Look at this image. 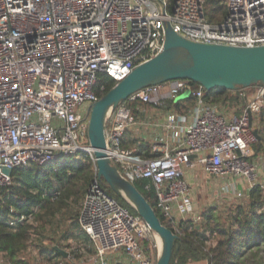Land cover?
<instances>
[{
    "label": "built area",
    "instance_id": "2783aa9c",
    "mask_svg": "<svg viewBox=\"0 0 264 264\" xmlns=\"http://www.w3.org/2000/svg\"><path fill=\"white\" fill-rule=\"evenodd\" d=\"M219 1L226 16L215 25L205 18L204 0H0V187L10 179L3 169L87 154L93 180L78 225L93 249L88 264H156L151 246L158 249L155 233L111 198L97 176L87 129L89 108L104 90H96L99 76L117 84L156 57L167 27L199 44L263 46L264 0ZM187 91L194 105L184 115H166L164 140L151 144L157 156L143 158L122 148L124 134L137 125L131 104L176 102ZM204 96L203 88L192 90L184 80L156 85L110 109L104 120L110 164L132 184L149 181L155 208L171 227L201 220L187 181L197 167L211 178L244 180L249 190L258 186L264 194V157L254 158L251 148L264 86L239 92L244 106L238 115L237 108L216 109Z\"/></svg>",
    "mask_w": 264,
    "mask_h": 264
},
{
    "label": "trees",
    "instance_id": "16d2710c",
    "mask_svg": "<svg viewBox=\"0 0 264 264\" xmlns=\"http://www.w3.org/2000/svg\"><path fill=\"white\" fill-rule=\"evenodd\" d=\"M204 14L210 24H219L226 16V10L219 0H204ZM189 82L192 90L200 86ZM115 86V81L106 75H100L97 91L104 88L100 98ZM258 86V85H255ZM236 88L227 91L216 88L205 92L204 100L211 105H224L237 108L240 114L244 101L239 92L249 91ZM194 105V98L176 102L163 100L159 105L136 102L130 105L135 119L141 111L158 109L174 111L184 115ZM254 130L258 137L251 148L254 158L264 157V108L253 117ZM122 148L134 149L135 154L143 158H153L151 145L134 138L129 130L124 134ZM64 156L42 166L27 165L12 170L9 183L0 187V254L14 262L19 254L26 250L31 238L40 239L48 227L56 221L70 222V227L63 235L65 241L74 239L83 244L84 249L93 253L90 240L80 232L78 216L86 191L93 180L94 163L85 153ZM107 194L119 205L137 215L125 199L115 195L101 179ZM133 186L154 210L163 226L168 227L177 237L170 264H187L206 261L207 264H248L250 256H264V195L258 186L244 191L246 204L235 205L225 217L216 207H209L201 212L200 222L180 221L171 227L155 208V194L148 180L133 182ZM12 222V225L10 223ZM79 231V234H77ZM75 232V233H74ZM56 247H60L58 242ZM263 248V249H260ZM49 258L63 256L54 248L40 249ZM155 256V249L153 250ZM156 258V256H155ZM255 258V257H254Z\"/></svg>",
    "mask_w": 264,
    "mask_h": 264
},
{
    "label": "water",
    "instance_id": "95a60500",
    "mask_svg": "<svg viewBox=\"0 0 264 264\" xmlns=\"http://www.w3.org/2000/svg\"><path fill=\"white\" fill-rule=\"evenodd\" d=\"M180 80L193 82L206 92L216 88L233 91L236 88L264 86V45L246 48L199 44L181 38L167 27L161 53L136 67L89 108L87 135L94 152L97 176L115 195L125 199L159 237L161 249L156 264H170L178 237L160 223L154 210L133 184L121 178L110 164L104 153V120L110 109L131 95L148 87ZM190 95L187 91L179 99ZM253 134L258 137L256 131ZM2 172L8 178L12 174L11 169H3ZM54 249L66 257L62 250Z\"/></svg>",
    "mask_w": 264,
    "mask_h": 264
},
{
    "label": "rangeland",
    "instance_id": "374dc122",
    "mask_svg": "<svg viewBox=\"0 0 264 264\" xmlns=\"http://www.w3.org/2000/svg\"><path fill=\"white\" fill-rule=\"evenodd\" d=\"M256 87L257 86H255V88ZM253 92L254 88H251L244 93L250 94ZM187 179H189V181H187L190 185L189 195L193 202L195 213L199 216L203 210L209 207H216L221 216L225 217L235 205H245L247 202V200H245L244 191L249 187V183L244 180L232 182L229 180L211 178L208 177L200 167H197L195 171H188ZM259 180L260 178L257 176V181ZM238 192L242 195L240 199L236 198ZM69 227L70 222H65L64 220L56 221L53 226L48 227L47 231L44 232L43 235L45 236L37 240L36 238L33 239L32 236L26 250L19 254L14 262H11L0 254V264H88V260L92 257L93 253L84 249L83 244H79L80 242L78 243V241L74 239L65 241L62 238L63 235H67L65 232L68 231L67 229ZM77 234H79V231H77ZM55 242L60 244V247L58 246L57 248L62 250L66 254V257L49 258L46 254L41 253L40 249L42 247L47 251L51 248H55ZM153 247L154 246H151V249L154 250ZM155 251L159 255L158 249H155ZM155 256L153 255L154 258ZM246 263L264 264V256L258 255L257 258L256 256H250Z\"/></svg>",
    "mask_w": 264,
    "mask_h": 264
},
{
    "label": "crops",
    "instance_id": "0c3cea01",
    "mask_svg": "<svg viewBox=\"0 0 264 264\" xmlns=\"http://www.w3.org/2000/svg\"><path fill=\"white\" fill-rule=\"evenodd\" d=\"M166 93H167V88H164L161 94L165 95ZM178 100L180 99L178 98L177 101ZM214 106L216 107V109L220 110L222 105L218 104ZM172 112L174 111H160L158 109H151L149 111H141V116L137 118V125L131 128L130 131L132 132L134 138L143 140L150 145L153 143H157L159 141H163L164 140L163 136L165 133L163 129L161 128V126L165 122L166 115ZM187 180L189 181V179ZM245 191L248 192L249 187H247ZM174 216L176 219H178L180 216L177 208L174 209ZM187 264H207V262L200 261V262H193V263H187Z\"/></svg>",
    "mask_w": 264,
    "mask_h": 264
},
{
    "label": "bare ground",
    "instance_id": "6f19581e",
    "mask_svg": "<svg viewBox=\"0 0 264 264\" xmlns=\"http://www.w3.org/2000/svg\"><path fill=\"white\" fill-rule=\"evenodd\" d=\"M108 114V113H107ZM156 235V234H155ZM156 243H157V247L159 249V252H160V249H161V241L159 239V237L156 235Z\"/></svg>",
    "mask_w": 264,
    "mask_h": 264
}]
</instances>
